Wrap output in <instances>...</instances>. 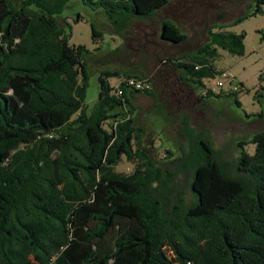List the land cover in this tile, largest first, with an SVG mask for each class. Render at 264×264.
<instances>
[{
  "label": "trees",
  "instance_id": "16d2710c",
  "mask_svg": "<svg viewBox=\"0 0 264 264\" xmlns=\"http://www.w3.org/2000/svg\"><path fill=\"white\" fill-rule=\"evenodd\" d=\"M69 1L0 0V264H264V130L237 142L230 165L184 115L177 147L153 159L133 106L153 90L121 83L118 94L110 83L143 79L136 70H98L89 111L91 52L70 45L58 19ZM172 1L81 0L120 36ZM256 5L253 15L262 14L264 0ZM225 29L214 25L207 43L173 60L182 84L204 89L221 72L219 50L244 55L245 33ZM159 35L173 44L188 37L168 19ZM239 93L201 98L240 107ZM123 160L128 173L116 170Z\"/></svg>",
  "mask_w": 264,
  "mask_h": 264
},
{
  "label": "rangeland",
  "instance_id": "374dc122",
  "mask_svg": "<svg viewBox=\"0 0 264 264\" xmlns=\"http://www.w3.org/2000/svg\"><path fill=\"white\" fill-rule=\"evenodd\" d=\"M196 1L198 0H173L158 13L156 19L136 20L121 36L114 32L98 10L84 6L81 0H70L58 19L65 32L70 34L69 44L83 45L91 52L92 56L88 58L90 77L86 93L89 111L98 94V70L127 73L136 70L141 78L149 80L155 94L154 98L137 94L133 102L138 114L136 123L145 128L146 146L153 159L162 162L165 149L177 147L178 141L182 139L179 132L180 119L186 115L195 130L203 131L210 137L213 148L218 150V158L233 165L238 153L237 142L264 130V44L260 43L257 33L264 32V5L260 6L262 14L253 15L257 5L252 3L241 14L248 16L246 19L226 25V31L245 33L244 55L238 57L219 50V57L213 64L217 71L228 72L234 77V84L240 92L238 107L227 96L210 98L204 102L201 98L204 92L202 88L185 86L176 80L177 74L173 76L168 68L156 65L155 61L160 53L153 50L151 44L143 46V35L151 34L153 30L158 31L163 20L173 21L189 34L192 23L185 21L183 12ZM78 16L80 20L76 21ZM91 25L100 37L93 38ZM139 28H143L144 32ZM97 47L100 48L96 51ZM117 51L119 53L115 55H107ZM97 59L105 63L95 64ZM116 81L117 79H110L111 85L114 86ZM204 83L213 88L215 94L219 93L213 78L204 80ZM228 88L229 84L225 83L224 90ZM256 95H261V98H256ZM254 148L253 145H248L246 151L253 154ZM131 169L132 165L124 160L116 168L117 171L126 173Z\"/></svg>",
  "mask_w": 264,
  "mask_h": 264
},
{
  "label": "flooded vegetation",
  "instance_id": "af4514ba",
  "mask_svg": "<svg viewBox=\"0 0 264 264\" xmlns=\"http://www.w3.org/2000/svg\"><path fill=\"white\" fill-rule=\"evenodd\" d=\"M256 1L258 0H198L195 4L189 6L191 8L183 12L185 21L189 24L190 22L192 23L191 32L187 37L191 41L186 46V50H188L186 53L193 52L207 43L209 31L214 25L225 26L232 24L238 18L244 16L241 15L242 12L244 13ZM139 29L144 32L143 28ZM159 33L160 29L158 31L153 30L148 35L144 34L143 46L151 44L152 49L160 53L159 58L155 61L156 65L168 68L169 72L176 76L178 73L172 63L177 57L174 54L178 49H171L170 44L172 43L162 40ZM175 79L179 80L178 77H175Z\"/></svg>",
  "mask_w": 264,
  "mask_h": 264
},
{
  "label": "built area",
  "instance_id": "2783aa9c",
  "mask_svg": "<svg viewBox=\"0 0 264 264\" xmlns=\"http://www.w3.org/2000/svg\"><path fill=\"white\" fill-rule=\"evenodd\" d=\"M212 79V78H210ZM213 79L215 80V87L220 90H224L225 87V83L229 84V88L227 90H224L226 92H238V87L236 84H234V77L228 73V72H220L219 74H217L216 76L213 77ZM208 80V79H207ZM123 85V89L126 90H144L146 88L149 87L150 82L149 80L146 79H141V80H137L134 78H122L116 81L114 87L116 88L118 94L122 93V88L119 87V84ZM204 92H206L207 90H211L213 92H215L213 90V88L208 87L205 83H204ZM203 92V93H204ZM189 264V263H188Z\"/></svg>",
  "mask_w": 264,
  "mask_h": 264
},
{
  "label": "water",
  "instance_id": "95a60500",
  "mask_svg": "<svg viewBox=\"0 0 264 264\" xmlns=\"http://www.w3.org/2000/svg\"><path fill=\"white\" fill-rule=\"evenodd\" d=\"M191 39L188 38L187 40H185L183 43L181 44H170V48L171 49H178V51L174 54L175 56H179V55H183L186 52H188V50H186V46L189 45Z\"/></svg>",
  "mask_w": 264,
  "mask_h": 264
},
{
  "label": "crops",
  "instance_id": "0c3cea01",
  "mask_svg": "<svg viewBox=\"0 0 264 264\" xmlns=\"http://www.w3.org/2000/svg\"><path fill=\"white\" fill-rule=\"evenodd\" d=\"M183 31V30H182ZM184 33H186L185 31H183Z\"/></svg>",
  "mask_w": 264,
  "mask_h": 264
}]
</instances>
